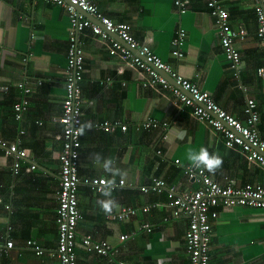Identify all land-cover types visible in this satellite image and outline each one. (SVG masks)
<instances>
[{
    "label": "crops",
    "instance_id": "crops-1",
    "mask_svg": "<svg viewBox=\"0 0 264 264\" xmlns=\"http://www.w3.org/2000/svg\"><path fill=\"white\" fill-rule=\"evenodd\" d=\"M92 1L116 22L129 23L141 43L209 92L230 114L245 119L247 98H254L264 139V76L258 73L264 65V51L257 35L255 0H221L231 25L247 32L245 38L236 40L242 59L238 77L226 60L208 0H189L185 13L177 10L175 0ZM85 15L99 23L94 16ZM70 26L67 11L57 4L0 0V241L10 238L15 242L13 249L0 250V264H59L60 118L67 93ZM180 29L186 32L181 48L173 42ZM112 37L122 41L118 35ZM79 41L85 55L81 123L92 124L81 135L79 175L113 179L91 160L97 153L111 157L114 166L126 172L114 178L116 183L126 182L113 190L119 204L114 211L124 206L138 211L128 220L111 218L97 204L105 198L102 190L81 184L78 262L114 264L121 259L130 264H190L185 241L188 219L173 215L167 205V189L145 192L143 186L160 178L169 189H197L198 183L185 173V167L191 166L186 159L188 148L204 146L222 157V167L209 173L223 185L233 180L238 186H264V167L241 150L228 147L224 134L194 116L192 106H182L171 89L145 86L143 70L122 58L90 28L80 33ZM161 73L175 83L169 74ZM22 81H30L31 92L28 108L18 120L14 106L25 97L18 87ZM148 121L155 124L147 128ZM104 122H119V126L108 132L102 128ZM14 142L29 151L18 175L7 149ZM32 164L36 167L28 170ZM144 206H150L149 211L144 212ZM218 211V218L212 220L210 264H264V209L219 206ZM87 234L117 248V256L89 252L82 243ZM124 234L127 237L122 240ZM28 240L36 241L43 252L37 254L27 247Z\"/></svg>",
    "mask_w": 264,
    "mask_h": 264
},
{
    "label": "built area",
    "instance_id": "built-area-1",
    "mask_svg": "<svg viewBox=\"0 0 264 264\" xmlns=\"http://www.w3.org/2000/svg\"><path fill=\"white\" fill-rule=\"evenodd\" d=\"M47 2L62 6L68 13L70 20V36L67 58L66 97L63 104V113L60 122L63 124V133L60 135L63 147L60 153L61 170L59 174L60 188L58 190V206L56 209V220L58 223V246L56 255L59 264H79L76 252L77 224L82 217L79 208V186L85 184L102 190V185L109 180L107 177H80L79 162L80 148L82 145L79 128L82 125V110L80 97V82L84 78L85 55L80 45V33L90 28L93 33L106 41L112 50L118 52L132 65L139 67L145 73V86L154 88L171 89L175 96L182 102V106H192L193 114L199 120H203L213 128L221 131L225 136V143L228 147L237 148L245 153L251 161L260 163L264 167V139L259 130L260 116L257 110V102L254 98H247L244 107L245 119L230 114L221 107L213 96L200 88V86L179 73L170 65L165 63L151 47L141 43L132 33L131 25L127 22H116L109 16L103 14L99 7L92 0H46ZM256 1V14L258 18L257 35L260 38L264 51V0ZM189 0H175L174 4L180 13H185ZM208 7L211 10L215 23L221 35V42L233 74L239 76L241 68V54L236 45V40L245 38L244 27L235 28L229 22V12L223 6L221 0H208ZM90 14L98 19L96 23L85 14ZM113 34L118 35L122 41L116 40ZM186 40L184 29L178 31L174 44L182 47ZM134 47L139 53H135ZM177 54L181 55L179 50ZM156 66L157 69L154 67ZM159 69L172 74L177 83L187 92L169 83L160 74ZM264 76V65L258 70ZM37 83L42 84L38 79ZM30 81L18 83V87L25 94L22 100L15 104V117L21 119L28 108V96L31 92ZM7 89V87H5ZM155 122L148 121L145 127L150 128ZM164 125L168 128V124ZM119 126L115 123L104 122L102 128L105 131H115ZM127 125H122L127 129ZM23 132V130H22ZM13 156V170L18 174L21 169V161L29 155L26 148H21L18 142L9 144L7 148ZM179 161V160H177ZM36 165L32 164L28 170ZM187 176L198 183V188L193 191H178L166 187L164 180L154 178L151 185L143 186L144 191H168V206L172 209L175 217H186L189 221L185 234L186 248L190 256V264H210L209 244L213 232V219L219 216L218 207L229 208L233 206H245L264 209V186L259 183H248L238 186L233 180L226 185L214 180L203 167H185ZM125 181L115 182L114 188L124 185ZM150 206H144V212L149 211ZM138 210L134 207L124 206L119 211H113L111 218L129 219ZM145 227L150 231V224ZM127 235H122L124 240ZM82 243L89 252L115 257L118 249L105 241H96L93 236H83ZM26 246L41 254L43 249L36 241L28 240ZM15 247V242L6 238L0 241V250H10ZM114 264H130L125 260H116Z\"/></svg>",
    "mask_w": 264,
    "mask_h": 264
},
{
    "label": "clouds",
    "instance_id": "clouds-1",
    "mask_svg": "<svg viewBox=\"0 0 264 264\" xmlns=\"http://www.w3.org/2000/svg\"><path fill=\"white\" fill-rule=\"evenodd\" d=\"M91 128V122H85L80 126L79 134L83 135L86 130H90ZM186 159L191 165L203 167L213 174H215V172L223 165L222 157H220L219 154L209 152V150L204 146L199 147V149L188 148L186 152ZM91 160L94 165L102 168L113 177V179L107 180V182L102 185L101 195L105 198L97 200V204L99 205L101 211H103L105 215H111L114 209L119 208L117 200L112 196L115 185L114 178L116 176H124L126 175V172L118 167H115V161L111 157L104 158L97 153L91 157Z\"/></svg>",
    "mask_w": 264,
    "mask_h": 264
},
{
    "label": "bare ground",
    "instance_id": "bare-ground-1",
    "mask_svg": "<svg viewBox=\"0 0 264 264\" xmlns=\"http://www.w3.org/2000/svg\"><path fill=\"white\" fill-rule=\"evenodd\" d=\"M219 33H220V32H219ZM133 51H134V50H133ZM134 52H135V51H134ZM154 67L157 69L156 66H154ZM158 71L160 72L161 75H163L161 72H166L167 74H169V76H171V78L174 80L175 83H172L168 78H166L164 75H163V76L169 81L170 84L179 87L183 92L187 93V91L177 83L176 79L172 76L171 73L165 71L164 69H159V68H158ZM187 94H188V93H187ZM25 158H26V157H25ZM25 158H23L22 161H23ZM22 161H21V167H22ZM177 163H179V161H177ZM20 172H21V169H20ZM20 172H19V173H20ZM19 173H18V174H19ZM18 174H16V175H18ZM186 175H187V174H186ZM165 183H166V182H165ZM125 184H126V182H125ZM125 184H124V185H125ZM121 186H122V185H121ZM149 191H153V190H149ZM145 192H146V191H145ZM147 192H148V191H147ZM80 219H81V218H80ZM80 219H79V220H80ZM122 220H125V219H122ZM78 222H79V221H78ZM77 227H78V224H77ZM76 231H77V230H76ZM93 238H94V237H93ZM94 240H95V238H94ZM93 253H94V252H93Z\"/></svg>",
    "mask_w": 264,
    "mask_h": 264
},
{
    "label": "water",
    "instance_id": "water-1",
    "mask_svg": "<svg viewBox=\"0 0 264 264\" xmlns=\"http://www.w3.org/2000/svg\"><path fill=\"white\" fill-rule=\"evenodd\" d=\"M132 49H133V50H137V49H135L134 47H132ZM170 77H171V76H170Z\"/></svg>",
    "mask_w": 264,
    "mask_h": 264
},
{
    "label": "rangeland",
    "instance_id": "rangeland-1",
    "mask_svg": "<svg viewBox=\"0 0 264 264\" xmlns=\"http://www.w3.org/2000/svg\"><path fill=\"white\" fill-rule=\"evenodd\" d=\"M88 14V13H87Z\"/></svg>",
    "mask_w": 264,
    "mask_h": 264
}]
</instances>
